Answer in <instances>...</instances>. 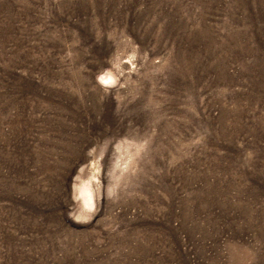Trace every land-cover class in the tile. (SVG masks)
I'll list each match as a JSON object with an SVG mask.
<instances>
[{
	"label": "rangeland",
	"instance_id": "obj_1",
	"mask_svg": "<svg viewBox=\"0 0 264 264\" xmlns=\"http://www.w3.org/2000/svg\"><path fill=\"white\" fill-rule=\"evenodd\" d=\"M0 264H264V0H0Z\"/></svg>",
	"mask_w": 264,
	"mask_h": 264
},
{
	"label": "snow or ice",
	"instance_id": "obj_2",
	"mask_svg": "<svg viewBox=\"0 0 264 264\" xmlns=\"http://www.w3.org/2000/svg\"><path fill=\"white\" fill-rule=\"evenodd\" d=\"M106 83H107V81H106Z\"/></svg>",
	"mask_w": 264,
	"mask_h": 264
}]
</instances>
